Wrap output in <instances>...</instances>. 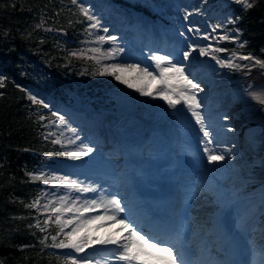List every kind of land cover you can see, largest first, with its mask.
<instances>
[{"label":"rangeland","instance_id":"obj_1","mask_svg":"<svg viewBox=\"0 0 264 264\" xmlns=\"http://www.w3.org/2000/svg\"><path fill=\"white\" fill-rule=\"evenodd\" d=\"M110 1L111 4L106 0H76L75 2L81 10L82 8L87 9L100 24V27L94 29L91 27L94 21H87V38L83 49L91 51L81 53V56L87 57L86 62L89 60L95 64L92 77L96 80V85L101 84L97 108L93 107L88 92L80 91L76 87L66 90L65 100L56 98L46 88L45 81L48 80V75L45 71L40 69L36 63L29 64L33 66L30 68L32 85L29 93L32 97L35 96L36 99L49 105L48 108L58 114L57 119L49 124L47 133L55 140L61 141L62 156L65 160L73 162L72 164L53 162L57 163L56 165L46 163L31 174L34 181L43 183L44 179L50 181L48 184L44 183L45 189L35 199L40 200L39 212L41 214L35 224L37 225V222L40 221L44 226L43 221L51 213L47 212L43 206L49 201H57L61 197L68 196L70 197L69 203L72 199L82 203L85 200L107 199L113 195L117 196L125 206V212L120 215L128 217L129 222L132 223L129 217L131 213L128 210L130 206H127L129 203L120 197L118 188L120 179L116 178L122 174L120 163L125 159L122 151L129 146L137 148L136 151L131 150L128 155L131 161L136 163L132 168L134 172L131 171L133 173L131 179L133 180L137 176L142 184L141 179L144 182L149 175L155 173L152 169L157 163H155L156 158H158L156 145L163 144L167 151L163 156H160L163 159L161 163H170V169L167 170L173 173L178 186L181 187L177 190L179 196H184V201L177 210L180 229L184 222L182 218L192 213L190 208L194 200H191L190 203L187 196L189 193H196L197 188L199 189L200 181L196 180V176H200V174L195 177L194 175L203 172L206 184L215 181L218 186L225 187L235 179L233 172L236 171V167L233 160L243 159L246 162L238 176L239 180L236 179L239 186L237 192L230 188L225 193L226 196L236 195V201L242 200L240 198H253L244 203L237 214H245L250 217L247 227L242 228L243 237H253L255 234L258 240L257 243H250V246L254 248L249 251L250 264H264V180H261L264 177V117L259 118L262 114L254 113L259 102L254 96H264V81L260 80L256 84L252 80L250 71L257 68L264 74V66L256 63L257 60L264 62V44L258 51L248 52L250 49L245 46L246 38L243 32L236 27L239 16L233 8L235 4L246 7L245 4L250 5L252 0H126L135 7L132 12L124 10L112 0ZM144 8H149L154 16L147 15L143 11ZM188 13L191 15H187L185 18ZM217 25H219L218 28ZM149 26L156 28H149ZM147 33L149 34L147 35ZM100 36L105 37L103 42L99 40ZM112 36L117 38L115 43L110 39ZM225 36L229 38L224 39ZM228 41H234L237 47L235 51L220 45ZM192 46L196 47L197 51L183 62L185 74L204 89L203 92L197 93V99L200 100L202 105L200 111L214 138L209 147L216 149L217 154L231 153L230 156L226 155L225 161L221 162L222 167L207 162V154L204 152L206 140L187 107L181 103L177 105L176 109H173L166 100L161 98L160 90L164 88V84L160 80L159 69L151 59L153 55L166 54H172L179 59L182 52L190 50ZM204 46L209 50L212 62L229 61L239 67L217 66L211 71L213 75H205L204 71L195 64V60L200 58L199 49ZM241 47L244 48L242 51L239 50ZM113 49L116 50L114 53ZM217 49H225V51H217ZM243 56L254 59L244 60L241 58ZM112 64L124 66L139 64L141 68L147 67L156 76V79L138 78L140 74L137 72H127L122 75L139 87H146L153 95H142L134 88H129L126 84L117 81L112 75L101 76L98 74L105 65ZM212 64L215 65V63ZM245 69L248 71L244 72ZM209 79H211V83L215 81L214 87L211 86V83H206ZM112 81H114L115 87L112 86ZM168 83L179 87L181 81L177 77H172ZM96 92L97 90L93 91V93ZM158 93L160 94L158 95ZM224 93L225 98L222 99ZM206 97L230 101L231 106L227 113L231 112L232 108H236L239 113L234 117L235 120L224 113L216 121L210 122L203 106ZM58 116H63L64 122ZM129 124L137 126L133 135L124 134L123 130ZM73 129L75 131H72ZM241 134L247 136L244 141L247 142L246 150H240L242 145L236 142ZM69 141L75 142L69 143ZM81 147H92L95 151L82 159H71L70 155L78 153ZM140 162L141 164H139ZM99 170L113 174L108 176ZM151 170L152 173L154 172L153 174H149ZM40 176L43 179L35 178ZM63 177H69L77 183V186H92L97 191L81 193L64 187H54ZM137 178L135 181L138 180ZM162 181L166 182L165 189L161 186ZM194 181L197 184H193ZM190 184L191 187H189ZM158 188L167 190V181L161 180ZM213 189L216 199H220L222 193L216 191L215 189H218L216 187ZM147 190L149 191V189ZM201 196L203 198L198 202L200 205H197L199 209H195L194 212L195 219L191 217L190 227H193V239L199 241L208 238L207 240H209L207 232H211L210 235L215 232L214 236L217 238L209 245L218 248L220 244H224L223 241H220L221 235L217 234L221 230L223 231V228L214 229V218L212 217L218 211L219 204L218 201L209 200L204 193ZM222 208H219L220 212ZM103 211L104 209L101 207L86 216L102 215ZM72 215V213H67L63 218L68 219ZM99 223L105 224L106 222L96 221L89 226L87 232H80L79 237H83L85 234L97 237ZM108 225L105 224V226ZM46 227L55 230L54 235H57L58 225L49 223ZM70 230V228L65 229V231ZM179 231L181 232V230ZM180 232L178 236H180ZM59 239H63L62 234ZM94 245L95 243L85 248L82 253H76L72 249H56L68 257L75 256L80 264H83L85 260H90L91 264H122L115 260L116 248L94 250ZM218 249V254L221 255V248Z\"/></svg>","mask_w":264,"mask_h":264},{"label":"trees","instance_id":"obj_2","mask_svg":"<svg viewBox=\"0 0 264 264\" xmlns=\"http://www.w3.org/2000/svg\"><path fill=\"white\" fill-rule=\"evenodd\" d=\"M112 1L124 10L135 8L126 0ZM250 5L235 4L233 8L248 52H256L264 44V0H252ZM143 11L152 14L149 8ZM87 21L72 0H0V264H65L70 258L50 246L56 231L36 227L41 214L28 207L45 189L43 182L31 177L39 166L73 163L64 159L62 144L54 143L47 133L56 113L31 99L33 66L29 64L36 63L45 71L46 88L56 98L65 100L66 90L76 87L88 92L97 108L101 84L96 85L92 77L95 64L81 56L91 51L83 49ZM220 45L237 49L234 41ZM250 71L256 84L264 81L259 69ZM112 84L115 87L114 81ZM255 112L264 117V104L258 102Z\"/></svg>","mask_w":264,"mask_h":264},{"label":"snow or ice","instance_id":"obj_3","mask_svg":"<svg viewBox=\"0 0 264 264\" xmlns=\"http://www.w3.org/2000/svg\"><path fill=\"white\" fill-rule=\"evenodd\" d=\"M76 0H73L75 3ZM246 7H251V5L245 4ZM84 16L89 21H94L91 24L92 28L100 27L99 21L91 15L87 9H83ZM191 15V13L186 14ZM217 28L219 25L216 26ZM215 30V29H214ZM105 31H107L105 29ZM192 31V29H189ZM183 35V33H181ZM224 39L229 37L225 36ZM113 43L116 42V37H110ZM99 40L103 42L105 37L100 36ZM96 51V50H94ZM116 50L113 49V53ZM197 51L196 47H190V50L183 51L181 58L177 59L172 54L166 55H153L151 59L155 62V66L159 69V77L161 82L164 84V88L160 90L162 93L161 98L168 102V105L176 109L177 105L183 103L187 107V110L191 113V116L195 119L196 124L199 125L200 131L206 140V146L204 152L207 154V162L211 165H216L222 167L221 162L225 161L226 155L230 156L231 153L221 152L217 154V150L209 147L213 143L212 132L208 130V126L205 121L204 115L201 113L200 109L202 107L200 100L197 99V93L203 92L204 89L199 83L194 82L193 79H189L188 75L185 74L184 61H187L193 52ZM217 51H225V49H217ZM75 55V53H73ZM199 55L206 56L209 55V50L207 48L199 49ZM111 58V57H108ZM244 60L254 59L252 57L243 56ZM227 67H239V65H234L231 62L218 61ZM256 63L264 66V62L257 60ZM127 72H137L140 74L138 78L151 77L156 79V76L149 71L147 67L141 68L139 64L132 65H105L103 70L98 74L112 75L115 79L123 84H126L129 88H134L136 91L140 92L142 95L151 96L153 93L146 89V87H139L138 85L130 82V80L124 78L123 73ZM172 77H177L181 81L179 87L172 86L168 81ZM3 84L0 82V87ZM160 93H158L159 95ZM255 99L259 100L261 104H264V96L255 95ZM32 101L37 104H43L45 108L49 105L44 104L43 101L37 100L35 96L31 97ZM58 115V114H54ZM58 118L64 122L63 116H58ZM43 119V117H41ZM227 119V117H225ZM72 131H75L74 129ZM47 138V137H46ZM56 144H60L59 139L53 141ZM75 141H69V143H74ZM93 151L92 147H81L78 153H72L70 155L71 159L78 160L82 159L84 156H88ZM36 179H43L42 176L35 177ZM50 181L44 179V183L48 184ZM64 187L70 190H75L81 193L96 192L97 189L92 186L80 187L77 183L72 181L69 177L61 178V181L54 187ZM209 190H212L209 188ZM219 191V189H215ZM200 189H197L194 195L200 194ZM70 197L64 196L59 198L57 201H49L48 204L44 205V209L51 214L48 215L47 219L43 221V225L38 221L36 227L40 228L41 231H47V225L49 223H55L59 226V231L57 235H52L51 247L61 248V249H72L76 253H82L85 248L91 246L93 243L103 244V245H115L116 254L115 260L117 262H122V264H202V262L189 261L185 258V253L179 249V247L172 240H164L160 237L153 235L152 233H145L139 226H134L133 223L129 222L128 217H122L120 214L125 212V206L122 205L121 200L117 196L113 195L110 198L102 200H85L82 203H78V200L72 199L69 203ZM228 206L227 202H224V208ZM30 208H36L37 211L40 210V200L37 199L28 205ZM103 207L104 211L102 215L86 216L88 213L95 212L97 209ZM67 213H72L73 215L64 219V215ZM96 221H105L109 225H118V232H124L127 230L126 235H110L107 238L92 237L85 234L83 237H79V233L84 231L87 232L90 225L94 224ZM101 227L105 225H100ZM66 228H70V231H65ZM63 235V239H59L60 235ZM48 237L46 236L44 240L40 242L43 244ZM65 264H80L75 256L70 257L65 261ZM83 264H91L90 260H85Z\"/></svg>","mask_w":264,"mask_h":264},{"label":"bare ground","instance_id":"obj_4","mask_svg":"<svg viewBox=\"0 0 264 264\" xmlns=\"http://www.w3.org/2000/svg\"><path fill=\"white\" fill-rule=\"evenodd\" d=\"M106 1H107V3L111 4L110 0H106ZM202 4H204V3H202ZM153 27H155V26H149V28H153ZM148 34L149 33H147V35ZM157 42H158V40H157ZM204 48H206V47L204 46ZM210 56H211L210 54L206 55V56H201L200 55V58L195 60L196 66L198 68L202 69L204 71L205 75H209V76H210V74L213 75V73H211V71L215 67H217V66H220V67L225 66L222 63H218V61L217 62H212ZM227 62H229V61H227ZM212 63H215V65H213ZM208 78H210V77H208ZM206 83L210 84L211 83V79H209ZM214 83H215V81H213L211 83L212 87L215 86ZM225 93L223 94L222 99L225 98L224 97ZM234 97H235V95H234ZM229 102L230 101H227V100L223 101V100H220V99L218 100V99H213V98H209V97H206L204 99V105H203L204 106V110L208 114V119L210 120V122L216 121L224 113H227L229 107L231 106V104ZM238 113L239 112L236 110V108H232L231 112H228L227 115H229V116L234 118L235 116L238 115ZM234 120H235V118H234ZM135 129H137L136 125L129 124L128 126L125 127V129L123 131H124V134H126V135L127 134L133 135V134H135L134 133ZM246 137L247 136H245L244 134H241V137L239 139H237V141H236V142H239V144L242 145L240 150H246L247 149V147H246L247 146V144H246L247 142H244V141H246V139H245ZM137 144L139 145L140 143H137ZM156 147H158L156 149V153H157V157L158 158H156L155 163L156 162L157 163H156V165H154V168L152 169L153 171H155V173L153 172L154 173L153 174L152 170H151V172L148 171L149 174L152 173L153 175L147 174L149 176L146 178V181L143 182V179H141L142 184L140 183V180L137 178V176H136V178L138 180L135 181L136 178L133 179V180L131 179L133 177V173H131V171L134 172V170L132 168L135 166L136 163L131 161V159L129 158L128 155L131 153V150L136 151L137 148H135L134 146H129V147H126L124 151H122L123 156L125 157V159L120 163V165H121V173L122 174H120V177H119V175L116 176V178L120 179V184H119V187H118L120 189L119 190L120 191L119 192L120 193V197L126 199V201H127L126 203H129V204H127V206H130V207H128V210L131 213V215L129 217H130V220L132 221L133 225H135V226H139L140 225V221H139L140 216L138 214H135V215L132 216V214L135 213V211L136 212L139 211L141 208L146 210V206H147L148 203L149 204H159L161 206H164L166 203H169L168 206L170 207L169 208V210H170L171 207H173L174 204L178 205V208H179L181 203L184 201V197L181 196V195L179 196V194L177 192V190L179 188H181V187L178 186L177 180L174 177L173 173H170V171L167 170V169H170V163H168V162H164L163 164L161 163V161L163 159H161L160 156H163L165 154V152L167 151V148L163 144L156 145ZM245 163L246 162L243 159H234L233 160V164L236 167V171L233 172V176H235V179L231 180L229 184L225 185V187L218 186V184L215 181L214 182H208L206 184L205 183L206 182V178L203 177V176H205V174L203 172L202 173L199 172V173H196L194 175V177H195L196 175L200 174V177H198V181H200L199 182V184H200L199 185V189L202 192L200 193L199 196L198 195H194L193 193H190L189 194L190 196L188 195L189 197L187 196V200H190V203H191V200H194V203L192 204V207H191V212L192 213H190L192 219L193 218L195 219V217H194L195 209H199L197 207V205H200V204H198V202L201 201V199L203 198L201 195H202V193H204V194H206L208 196L209 200H212L213 202H217L218 201V204H219L218 211L215 212L214 216L212 217V218H214V223H213L214 229H216V230L220 229L222 227V225H223V222H225L227 224L228 229L230 231H232V232L235 231V230L237 231V230L240 229V227H245L247 225V223L249 222L250 217L245 215V214H237V213H238V211L241 210V206L244 203L248 202L250 199H253V198L252 197L240 198L242 200H240V201L237 200L236 201V199H237L236 195H234L233 197L232 196H228V195L226 196V193H225L230 188L233 189L235 192H237V188L239 189V186L237 184V180L236 179L239 178L238 176L241 174L242 169H244L243 166L245 165ZM139 164H141V162ZM99 171L104 173L105 175H108V176L113 174V173L105 171V170H99ZM161 180H166L167 181V183H168V189L167 190H159L158 187H159V182ZM174 181L176 183H173ZM193 184H197V182L194 181ZM134 187H136V189H132ZM189 187H191V184H190ZM214 187L218 188L220 193H222V197L220 199H218V200L216 199V196L214 195V193H215L214 189H213ZM209 188H211L212 190H209ZM147 189H149L150 193L148 192ZM237 196H239V195H237ZM225 201L228 204L226 209L224 208V202ZM141 203L143 205L140 206L141 208H138L137 207L138 204H141ZM221 207H223V208L221 209V212H220L219 208H221ZM102 224L99 223L97 225V232H96L97 235H98L97 237L107 238L110 235H126L127 234V230H125L122 233L118 232L117 229H118L119 226L116 227L117 225H115V226L114 225H112V226L108 225V226L101 227L100 225H102ZM105 224H103V225H105ZM196 224H198V223H196ZM224 231H225V229H223V231L221 230L217 234H218V236L222 235V237H221L222 240H227L228 241L230 239V237L228 235H225ZM207 233L209 234V240H207L208 238H205V240L198 241V243L200 244L199 246H201L202 251L205 254V257L208 260L213 261V263H207V264H216V262H218L217 260L220 257V256H217L219 251H218L217 247H215L214 245H211V244L209 245V243L211 241L214 242V240H215V238H217V236L216 237L214 236L215 232H213V234H212L213 236L210 235L211 232H207ZM218 239H219V237H218ZM251 242L252 243H257L258 242L257 237L255 236V234H254L253 237H249V236L245 237V245L246 246H243V245L233 246V247H231L229 249L228 254L235 253L237 251H242V252L246 253L248 251V249H252L253 248V247L250 246ZM109 248L115 249L116 246L115 245H103V244L95 243V245L93 247L94 250H100V249L102 250V249H109Z\"/></svg>","mask_w":264,"mask_h":264},{"label":"water","instance_id":"obj_5","mask_svg":"<svg viewBox=\"0 0 264 264\" xmlns=\"http://www.w3.org/2000/svg\"><path fill=\"white\" fill-rule=\"evenodd\" d=\"M161 186H162V188L165 189V188H166V182L163 181V182L161 183Z\"/></svg>","mask_w":264,"mask_h":264}]
</instances>
